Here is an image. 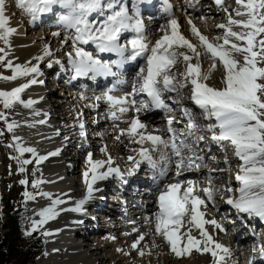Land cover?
<instances>
[{"label": "snow or ice", "instance_id": "6c2138e0", "mask_svg": "<svg viewBox=\"0 0 264 264\" xmlns=\"http://www.w3.org/2000/svg\"><path fill=\"white\" fill-rule=\"evenodd\" d=\"M151 2L152 0H14L15 7L22 11L32 25L60 10L56 24L68 33L64 43L71 40L72 50L66 53L69 68H65L60 60L55 63L60 64L62 70L70 71L72 80L115 78L113 87L95 96L94 101L107 103L113 120L120 118L118 113H136L127 122L128 127L120 130V136H126L130 143L139 145L138 148L131 149L137 155L128 156V160L133 162L129 175L134 174L142 163L158 170L160 179L155 184L157 210L146 218L149 229L154 230L151 231L153 247H159L155 238L160 237L176 257L190 256L196 251L210 254L213 264H225L226 258L231 255V249L218 242L205 226L212 225L220 232L227 230L216 219H207L202 208H206L208 202L214 203L217 194L224 191L229 194L225 202L238 214L264 221V0H234L235 7L231 11L225 0H214L226 14L225 22L216 25V28L223 30V34L213 38L215 43L202 34L191 17L187 19V23L191 35L197 38L198 43L188 39L181 32L178 18L172 15L170 5L164 9L170 18L159 28L162 35L154 41L149 40L140 5ZM165 3L167 4V0ZM185 3L195 9L194 0H185ZM7 8V0H0V43L4 45L0 46V66L12 70L13 74L0 75V80L15 81L21 77L29 79L11 90H0V121L4 123L7 132L13 133V143L9 147L18 153L11 158L19 164L20 173H27L26 166L35 161L36 168L32 172L35 177L36 172L40 171L39 165L51 156H58L60 149L47 155L38 154L35 147L26 146L23 138L15 135V130L21 125L15 120L10 121L9 116L17 105L33 108L38 103L37 100L23 99L22 93L32 85L43 83L37 79L43 75L39 62L54 53L46 45L43 55L34 58L38 61L35 65L30 61L14 64L7 59L8 50L12 46L11 37L18 33V29L10 24ZM97 16L100 17L99 20L96 19ZM198 19L206 24L208 18L200 16ZM53 35L58 37L60 32ZM89 48H94V51ZM106 54L115 56V59L104 58ZM202 58L212 60L206 75L202 72ZM139 60H143L144 65L135 74L131 92L123 96L114 95L116 86L127 82L123 73L125 66ZM218 63H222L224 69L221 75L223 87L208 83ZM47 66L52 67V62ZM186 88L189 90L188 99L199 109V116L206 122H201L191 109L185 108L183 114L188 120L186 135L194 136L197 141H204L210 134V139L225 149V164H229L226 150L229 147L232 149L234 156L241 162L235 174L238 188L230 185L224 189L214 188L211 176L206 181L208 186L203 188H198L201 181L180 179L185 171L199 170L202 164L198 161L202 162L203 157L197 154L194 144L182 139L181 134L173 127L174 117L167 119L168 138L157 134L155 130H149L148 125L139 118V113L150 107L169 111L165 94L176 93L180 97L182 90ZM138 95L146 96L147 99L137 100ZM85 98L81 93V99ZM33 114L41 113L34 110ZM36 123L45 124L47 121L41 119ZM78 127L79 135L86 138L83 121H80ZM4 130L0 129V136H3ZM120 136L116 139L119 140ZM100 151L105 154V159H93L91 152L87 154V167L83 172L85 196L76 202L74 208H59L67 201L52 198V194L48 192L25 190L22 193L25 211L27 202L35 201L38 195L51 201L49 206L37 213L40 219L27 218L25 236H32L37 232L45 237L53 235L54 233L43 230V226L56 219L61 211L84 213V206L95 198L96 192L101 191L95 187L98 181L112 176L124 179L125 173L113 166L115 161L107 146ZM25 153H31L33 159L23 158ZM156 153H159V160L155 158ZM212 159L215 160V157ZM173 168V178L161 183L160 180L167 177ZM46 182L42 178H34L31 184L27 178L19 181L26 189L29 184L32 189H39ZM2 218L0 214V219ZM193 229L198 231V236L192 234ZM133 232H139V229L133 228ZM147 235L149 233H140L131 244V248L137 250L141 257L151 255L150 251H145L147 245L140 247ZM109 239L115 241L116 237L111 236ZM117 251L122 252L123 249ZM253 252L264 257V243H258Z\"/></svg>", "mask_w": 264, "mask_h": 264}, {"label": "bare ground", "instance_id": "6f19581e", "mask_svg": "<svg viewBox=\"0 0 264 264\" xmlns=\"http://www.w3.org/2000/svg\"><path fill=\"white\" fill-rule=\"evenodd\" d=\"M194 2L195 9L188 7L185 0H167L168 5L171 6L172 15L178 18L181 32L193 43H198L187 28L186 25L188 24H185L187 19L191 17L202 34L209 37L210 40L222 35L223 30L216 28V25L225 22L226 14L218 8L214 0H198V2L194 0ZM7 3L6 14L10 17V24L18 29V33L11 37L12 46L8 50L7 59L12 60L14 64H25L30 61L31 64L35 65L38 61L34 58L43 55V49L46 45L54 53L53 56L46 57L43 62H39L43 75L37 77V79L40 80V77H42V80L44 78L43 83L32 85L22 93L23 99L37 100L38 103L33 108L20 107V116L17 121L21 126L17 128L16 135L23 138L26 146L35 147L40 155H47L60 149L58 156H51L39 165L38 178L47 181L40 185L39 189L51 193L52 198H61L67 201L59 208H74L76 202L85 196L83 172L87 167V154L89 152L93 154V159H105V154L100 149L107 146L108 152L115 161L113 166L119 167L122 172L129 170L126 167L133 164L132 161L128 160V156L137 155L131 149L138 148L139 145L130 143L126 136H120V130L128 127L127 122L136 113L132 111L123 115L118 113L117 115L120 118L113 120L111 116L106 115L110 114L108 104L103 101H94L95 96L105 92V88L101 86L102 79L99 80L98 78L96 81L99 84L97 83L94 87L87 86L89 81L86 78L72 80L70 71H68V74L67 71L62 70L60 64L55 63L56 60L61 58L60 61L64 67L69 68L66 53L72 50L71 40L64 43L65 36L68 33L57 24L52 31L49 30L50 25L56 23L57 16L55 15L60 10L43 17L38 22L45 25L42 24L44 31L39 29V31L33 32L36 27L33 28L34 25L28 23L26 16L16 15L15 7L9 2ZM225 3L229 6L230 11L235 7L234 0H225ZM158 9L155 6V11L143 16L146 34L149 40L152 41L162 35L159 28L165 25L170 18L168 12L159 13ZM200 16L208 18L206 24L198 19ZM52 19L54 20L52 21ZM96 19L99 20L100 17L97 16ZM39 28H41V25ZM55 32H60V36H54L53 33ZM213 42L216 41L213 40ZM2 46L4 45L2 44ZM89 50L94 51V48H89ZM111 58L110 56L106 57V59ZM49 62H52L50 68L47 66ZM143 65L144 61L141 60L137 65L128 67L125 70L124 79L127 82L125 83L126 91L124 95L131 92L135 74L138 68ZM217 67L208 83L215 87H223L221 83V75L224 71L222 63H218ZM0 70L4 76L13 74L12 70L4 66H0ZM54 70L55 75L53 74ZM173 70L176 71L177 69ZM28 79V77H21L15 81L0 80V90H11L27 82ZM81 79L83 82L79 84ZM57 84L60 88L57 87ZM53 93L57 95L54 97ZM81 93L86 97L85 99H81ZM182 93L180 97H177L176 93H167V97L169 95L174 96L179 101V105L180 102H183L186 107L196 110L195 113H197L198 118L201 122H204L202 117L199 116V109L188 99L189 90L186 88L182 90ZM41 97H43L42 100ZM136 99L141 100L142 98L137 96ZM166 101L168 102V100ZM94 104L97 106H90ZM34 110H38L41 114L34 115ZM175 114V111H172V113L170 111L166 117L163 110L149 108L139 113V118L148 125L149 130H155L157 134L168 138L167 119L175 117ZM99 115L105 119L104 122L90 124V122H96L95 120ZM41 119L46 120L47 123H36ZM80 121H83L84 124L88 123V127L92 126L90 131L85 126L87 136L89 135L88 144H85L87 139L85 140L79 135L78 125ZM32 124L35 126L30 127L29 125ZM57 132H59V135H57ZM117 136H120L119 140L116 139ZM65 137L68 139L66 140ZM181 138L183 139L184 136H181ZM206 140L207 143L205 141L203 147L196 146V152L203 157L202 162H198L204 164L203 167L211 168V170L185 171L180 179L201 181L202 183L198 185V188H203L208 186L206 181L211 176L213 177L212 186L214 188L224 189L229 185L238 188L239 183L235 180V174L241 162L234 156L232 149L229 147L226 150L227 158L229 162L235 161L236 165L230 164L228 167V164L224 163L225 156H221L223 151L217 152L215 148L220 144L213 142L210 139V134ZM187 142L191 143L190 141ZM213 157H215V160L212 159ZM144 164L146 163H142L140 166H144ZM214 169H222L223 171H215ZM151 170L154 174L157 169L151 168ZM174 171L173 168L168 173L165 182L173 178ZM128 172L126 171L124 179L117 176L109 177V182L111 181V184L117 182L125 186L127 180L128 185H133L142 180L140 172L134 175H129ZM108 179L98 181L95 187L103 188ZM110 193L113 196L110 205L107 206L102 202L96 211L100 212L98 221L101 223V228L99 230L95 229L88 234L85 230L86 227L82 228V226H87L88 220H92L91 223L98 222L91 219V216H95V214L91 213L92 215L89 216V212H92L90 208L100 201L101 198L98 199L100 191L96 192L95 198L84 206V213L61 211L56 219L46 223L43 230L54 234L48 236V243L45 246L47 256L39 264H213V258L207 253L200 254L193 251L190 256L176 257L169 251L168 246L160 237L155 238L159 247H153L151 231L154 230L149 229L146 218L157 210L156 188L150 194L144 193L141 195L138 199L139 202L135 200L133 202L135 206L125 203V200L128 199L126 196L120 193H112V191ZM228 195V193L221 191L215 197L214 203L208 202L207 207L202 208L207 214V219H216L227 231L220 232L212 225H206L205 227L218 242L231 249V255L226 258L225 264H240L241 260L243 263L255 264L259 257H249L248 253L258 243H264L263 230L260 229L261 232L255 233V230L257 231V228L263 225L264 221L258 218H245V214H238L232 206L225 202ZM50 202L49 198L40 196L39 201L31 203L29 217L40 219L37 213L42 208L49 206ZM78 221H83V223H78ZM132 221L135 223H131ZM133 228H138L139 232H133ZM140 233H149L145 240L141 242L140 247L147 245L145 251H150L151 255L146 254L141 257L138 255L137 250L131 248V244L138 238ZM192 234L199 235L196 229H193ZM111 236L116 237L115 241L109 239ZM117 249H123V251H117ZM247 256L249 260L246 261ZM261 258V264H264V257Z\"/></svg>", "mask_w": 264, "mask_h": 264}, {"label": "rangeland", "instance_id": "374dc122", "mask_svg": "<svg viewBox=\"0 0 264 264\" xmlns=\"http://www.w3.org/2000/svg\"><path fill=\"white\" fill-rule=\"evenodd\" d=\"M7 2L11 3L15 7L14 0H7ZM15 9H16V15H18L20 17H24V15L22 14V11L20 9H18L16 7H15ZM57 14L55 16H57ZM53 20L54 19H52V21ZM42 24L41 23L40 24L37 23L36 25H34L33 28L34 27H36V28H34L33 32L34 31H39V29L40 30L43 29L42 27L45 26V25L43 24V26H42ZM185 24H188V23L185 22ZM40 25H41V28H39ZM50 26L51 27L49 28V30L52 31L53 28L56 27V23H53ZM186 26H187V28L190 31V26L189 25H186ZM44 30L45 29H43V31ZM192 37H194V36H192ZM194 38L197 41V38L196 37H194ZM0 46H2V43H0ZM60 60H62V59L60 58ZM211 64H212V60L210 58H208V59H204L203 58L202 59V72H203V74H208V71L210 69ZM217 66H218V64H217ZM213 73H212V75H213ZM2 74H3V72L0 70V75H2ZM53 74L54 75L56 74L55 70L53 71ZM41 78L42 77H40V80H41ZM42 80H44V78ZM53 95L55 97L57 94L53 93ZM20 107H21L20 105H17L14 108V110H12V112H11V114L9 116V120L10 121L11 120L17 121V119L20 116V113H19L20 112L19 111ZM0 110H2V106H0ZM0 129H5L3 136H0V205L4 206L5 209H7V212H9L14 206H18V205L24 204V197H23L22 193L25 190L33 191V192L40 191V189H32L30 187L31 181L34 178H38L39 171L36 172V176L35 177L32 176V172L36 168L35 161H34L33 164H29V165L26 166L27 167V173H20L19 164L17 163V161L15 159L11 158L13 156L18 155V153L15 152L13 148L9 147V145L13 143V139H12L13 133L7 132V130L5 128V125H4V123L2 121H0ZM16 131H17V129L15 130V135H16ZM88 138H89V135L85 138V140L87 139V141H85V144H88ZM204 143L202 142L203 145H204ZM206 143H207V140H206ZM215 148L217 149V152L223 151L221 156L222 155L225 156V149H223L221 147V145H217V147H215ZM23 158H25V159H33L32 155H30L29 153H25ZM230 164H233V166H234V165H236V162L235 161H231V162H229V164L227 166L229 167ZM24 178H27L29 180V182H30V184L27 187V189H26V187L24 185H21L19 183V181L21 179H24ZM112 197L113 196H111V193H110L107 198L105 197L106 199L104 198L105 199L104 200L105 205H107V206L110 205V201L113 199ZM39 199H40V196L38 195L35 201H28L27 202V218L29 217V208L31 206V203L37 202V201H39ZM90 221L91 220H89L87 222V226L90 225V223H91ZM93 225H95V224H93ZM26 227H28V220H27ZM261 227H262V225L259 228H257V231L255 230V233L256 232L257 233L261 232L262 231V230L260 231V229H262ZM82 228H85V226H82ZM100 228H101V223L98 221L96 229L99 230ZM5 231H6V229H4V227H2L1 224H0V236ZM34 234L40 235L44 239L45 246L47 245L48 236L45 237V236L41 235L39 232L34 233ZM46 256H47V251L45 249L44 252L37 258V260H36V262L34 264H39V262L41 260L45 259Z\"/></svg>", "mask_w": 264, "mask_h": 264}, {"label": "trees", "instance_id": "16d2710c", "mask_svg": "<svg viewBox=\"0 0 264 264\" xmlns=\"http://www.w3.org/2000/svg\"><path fill=\"white\" fill-rule=\"evenodd\" d=\"M0 224L6 231L0 236V264H34L44 252V239L37 234L25 236L27 211L25 205L14 206L9 212L0 205Z\"/></svg>", "mask_w": 264, "mask_h": 264}]
</instances>
